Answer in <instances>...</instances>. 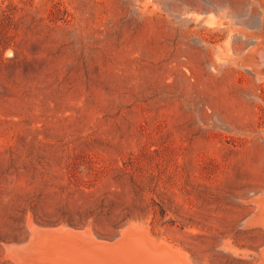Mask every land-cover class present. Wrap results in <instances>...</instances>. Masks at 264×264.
Masks as SVG:
<instances>
[{"label":"rangeland","instance_id":"1","mask_svg":"<svg viewBox=\"0 0 264 264\" xmlns=\"http://www.w3.org/2000/svg\"><path fill=\"white\" fill-rule=\"evenodd\" d=\"M257 196L264 0H0V264L35 222L258 264Z\"/></svg>","mask_w":264,"mask_h":264},{"label":"water","instance_id":"2","mask_svg":"<svg viewBox=\"0 0 264 264\" xmlns=\"http://www.w3.org/2000/svg\"><path fill=\"white\" fill-rule=\"evenodd\" d=\"M251 201L257 209V203L253 198ZM255 211L247 219L248 223L256 220ZM35 225L29 228L26 239L7 244L11 248L13 246L12 249L14 246L19 249L18 255L20 258L24 256L27 261L24 264H124L123 260L116 257L105 255L102 258L95 257L91 254L90 245L87 248L80 245L82 239L101 246L102 251L107 253L113 250H128L139 264H188L173 245L152 235L148 229L137 223H126L116 235L110 238L100 237L91 230L93 240H89L84 235L86 227L63 224L44 225L36 222ZM7 245L5 254L9 250ZM37 250L43 251V258L34 257V252ZM27 251H30L33 256L27 257ZM257 256L258 264H264V244L258 250Z\"/></svg>","mask_w":264,"mask_h":264},{"label":"bare ground","instance_id":"3","mask_svg":"<svg viewBox=\"0 0 264 264\" xmlns=\"http://www.w3.org/2000/svg\"><path fill=\"white\" fill-rule=\"evenodd\" d=\"M260 55H262L261 54V52H260ZM263 57V56H262ZM261 195V194H260ZM255 202H257L258 203V205H259V207H260V215H259V218H258V223L259 224H261L262 226H264V197L263 198H261L260 196H257L256 198H255ZM257 223V222H255V221H251V222H249L250 223V225H251V223ZM30 224H31V222H30ZM33 224V223H32ZM34 226H35V223H34ZM89 232H91V231H89ZM86 233V232H85ZM87 235H89L88 233H87ZM88 237V236H87ZM92 238V237H91ZM47 243H49V242H47ZM85 248H87L88 246H86V245H83ZM7 247H9V246H7ZM15 247V246H14ZM9 249V248H8ZM11 250H13V249H11ZM19 250V249H18ZM90 250H91V254L92 255H95V257H97V258H102L103 257V255H105V256H108V257H112V258H119V259H121V260H123V263L124 264H139V263H137L138 261L136 260V258L133 256V255H131L130 253H129V251L128 250H119V251H116V250H113L112 252H104V251H102V247L101 246H96V245H93V246H90ZM13 253H16V249H15V252H14V250L12 251ZM39 250H37V254H39V255H41L40 253H43V252H39ZM35 253V252H34ZM12 254V253H11ZM16 255V254H15ZM43 255V254H42ZM18 256V255H17ZM17 259H18V257H17ZM20 259V258H19ZM20 262V261H19ZM19 264H21V263H19ZM24 264V263H23Z\"/></svg>","mask_w":264,"mask_h":264}]
</instances>
